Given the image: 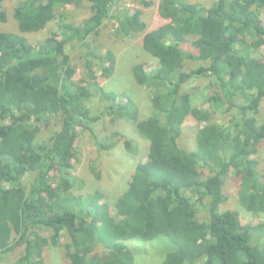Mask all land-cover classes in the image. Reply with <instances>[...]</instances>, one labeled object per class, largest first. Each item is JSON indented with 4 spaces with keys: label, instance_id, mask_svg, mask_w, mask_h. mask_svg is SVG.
I'll use <instances>...</instances> for the list:
<instances>
[{
    "label": "trees",
    "instance_id": "trees-1",
    "mask_svg": "<svg viewBox=\"0 0 264 264\" xmlns=\"http://www.w3.org/2000/svg\"><path fill=\"white\" fill-rule=\"evenodd\" d=\"M151 7L164 22L148 25ZM9 20L15 30L0 31V264H50L45 249L59 245L69 264H136L146 252L157 260L141 264H264V222L223 207L232 188L238 207L264 213V0H0V23ZM107 27L154 67L98 51ZM118 63L132 79L114 76ZM198 77L204 107L182 89ZM143 88L148 105L137 102ZM84 135L97 177L96 161L117 145L145 150L112 197L72 191Z\"/></svg>",
    "mask_w": 264,
    "mask_h": 264
},
{
    "label": "rangeland",
    "instance_id": "rangeland-1",
    "mask_svg": "<svg viewBox=\"0 0 264 264\" xmlns=\"http://www.w3.org/2000/svg\"><path fill=\"white\" fill-rule=\"evenodd\" d=\"M6 1L8 4H11L13 0H6ZM129 1L132 3V0H129ZM136 6L139 7V5H136ZM77 11L81 13L79 14L77 19H82L87 14L84 8L79 9ZM144 17L148 21L149 26L154 25V24L159 25L160 22L161 23L164 22V20L158 16L156 7L144 8ZM14 26L16 25L11 20L5 23H0V31L15 30ZM110 31H111L110 27H107L102 31L100 39L105 44L101 45L98 48V51H100L103 54L105 51L104 49L106 48H111L112 50H114V48H117L118 51H114V52L117 55L126 56L128 61L143 62L144 64H146L147 68L149 69L154 67L156 63V59L152 57L151 55H149L146 51H144L142 47L138 46L134 48V46L132 45L128 46V44L126 45L122 43H116V40H114L110 36ZM128 51L129 53H127ZM116 67L117 69L116 71H114V76H117L119 79H122V78L126 80L129 78L132 79V74H130V70H129V63H122V64L118 63ZM81 72H82L81 67L76 68V73L74 77L79 78ZM112 77H110L107 80H104L102 83H109ZM205 82L206 81L204 80L203 77L192 78L188 82H186L182 87L183 90H191L192 96H193V103L197 105H201L202 107H204L205 105H203L204 102L202 99V95L198 92V89H203ZM126 84H127V81H126ZM139 93H140L139 97L141 98V100L137 99V102H139V104L141 105H148L150 102L148 90L143 88V89H140ZM262 104L264 107V98L262 99L261 106ZM95 125L96 126L94 129L96 130L103 129V124H101L100 122L95 123ZM91 138L92 137L90 135H84L82 137V143L80 145V154H79L80 160L78 163L75 164V169L73 173L74 176H76L77 181L74 184V188L72 189V191L75 194H78V193H85V192L88 193V192H94L96 190H100V191H103V193L107 195V198H109L115 195L116 193L120 192L119 190L124 189L126 182H125V179H123V176L131 168L132 164L134 165V163L138 162L139 159L140 160L145 159L144 157L145 154H143L145 150H143L141 152V155L138 156V153L137 154L129 153L126 150V147L122 143L117 145L114 148V150L111 149L110 152L103 155L104 157L100 159L101 161H96L97 166L101 167L100 177H97L90 168L91 163L96 158V145L95 143L91 141ZM259 155L262 160L260 168L264 169V145L260 149ZM235 192L236 190L232 188L227 191L230 198L228 199L227 202L223 204V207L225 208L232 207L235 209H239L243 223L255 224L258 222H264V213L261 214L260 216L254 217L248 211H245L241 207H238L236 205L237 196L235 198ZM62 241L63 240L61 238V242ZM136 243L137 242H134L131 240L129 242V245L130 246L135 245ZM139 245L141 248L147 247L145 244H142L140 242H139ZM159 247L164 248L165 245L163 244L162 246H159ZM44 257L46 261L50 264H69V260L65 257L64 249L61 245L57 247H53V246L46 247L45 252H44ZM140 260H142L145 263H153L157 259L156 257L152 256L149 252H146V253H140L139 256H135L136 264H141ZM7 264H14V260L12 256L8 258Z\"/></svg>",
    "mask_w": 264,
    "mask_h": 264
}]
</instances>
